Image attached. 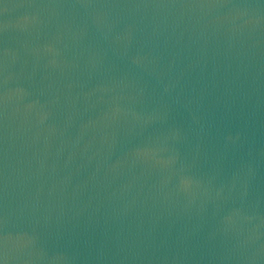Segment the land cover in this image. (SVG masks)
I'll return each mask as SVG.
<instances>
[{"label":"water","instance_id":"water-1","mask_svg":"<svg viewBox=\"0 0 264 264\" xmlns=\"http://www.w3.org/2000/svg\"><path fill=\"white\" fill-rule=\"evenodd\" d=\"M0 264H168L109 0H0Z\"/></svg>","mask_w":264,"mask_h":264}]
</instances>
